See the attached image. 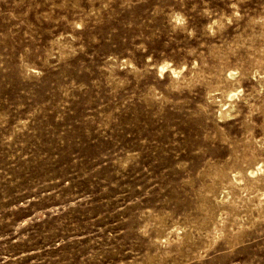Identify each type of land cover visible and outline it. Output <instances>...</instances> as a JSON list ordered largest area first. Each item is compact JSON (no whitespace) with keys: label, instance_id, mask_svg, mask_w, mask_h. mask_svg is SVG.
Masks as SVG:
<instances>
[{"label":"rangeland","instance_id":"1","mask_svg":"<svg viewBox=\"0 0 264 264\" xmlns=\"http://www.w3.org/2000/svg\"><path fill=\"white\" fill-rule=\"evenodd\" d=\"M263 72L264 0H0V264H264Z\"/></svg>","mask_w":264,"mask_h":264},{"label":"bare ground","instance_id":"2","mask_svg":"<svg viewBox=\"0 0 264 264\" xmlns=\"http://www.w3.org/2000/svg\"><path fill=\"white\" fill-rule=\"evenodd\" d=\"M165 69H169V70H171L172 71V73H174V74H177V71H175V69H172V67L170 68V66H169V64L168 63H162L161 65H159V72L160 73H162V71L163 70H165ZM230 72V71H229ZM235 72V71H234ZM178 73H179V71H178ZM235 73H237V71L235 72ZM261 73V72H260ZM264 73V72H263ZM173 75V74H172ZM179 75V74H178ZM227 75V74H226ZM261 75V74H260ZM234 76H236L233 72H230L229 74H228V78H230L229 80H231V78H233ZM262 76V75H261ZM225 78H227V77H225ZM263 79H264V77H263ZM235 81V80H234ZM258 81H260V80H258ZM261 84V83H260ZM230 88V87H229ZM261 88H263V86L261 87ZM240 89V88H239ZM239 92L241 93L242 91L240 90V91H238L237 90V88L235 87V88H232L231 87V89H229V90H227V91H225V93H226V95L225 94H223V95H225L226 96V98H227V100H229L230 101V103L229 104H231V101H232V99L234 98V97H237V96H239ZM222 100V99H221ZM226 100V99H225ZM228 102V101H227ZM227 102H224V103H221V105H220V107H219V113H220V116H221V118H224V117H229V115H230V111L232 112L233 110H230L231 109V105L229 106L228 105V103ZM247 102V101H246ZM232 108H234V106L232 107ZM235 142H237V141H235ZM247 147V146H246ZM263 147V146H262ZM227 164V163H226ZM244 165V164H243ZM250 167V166H249ZM253 167V166H252ZM247 169V168H246ZM239 172V171H238ZM237 172V173H238ZM243 173L245 174V171L243 170ZM248 173H249V175H251V176H254V177H257L258 176V174H262V173H264V163L263 162H258V163H256V166L254 167V168H249V170H248ZM239 174V173H238ZM247 174V173H246ZM233 175V174H232ZM231 175V176H232ZM245 176V175H244ZM235 177V176H234ZM240 177V176H239ZM233 179V178H232ZM235 180H237V181H239L240 179H236V178H234ZM233 179V180H234ZM244 179V178H243ZM230 180V179H229ZM248 181H249V179H247ZM261 180V179H260ZM241 182V181H240ZM232 183V182H231ZM236 183V182H235ZM252 183V182H251ZM241 185H242V183H240ZM239 184V185H240ZM237 185H238V183H237ZM239 187V186H238ZM247 188H248V185H242V187H241V189H243V190H247ZM228 196V195H227ZM227 196H226V198H227ZM261 196H263L264 197V195H261ZM232 200L234 199V198H231ZM230 199V200H231ZM261 199V198H260ZM221 203V202H220ZM232 204V203H231Z\"/></svg>","mask_w":264,"mask_h":264}]
</instances>
